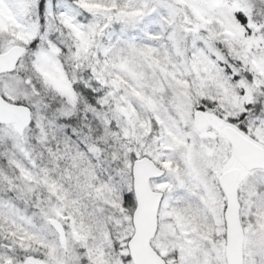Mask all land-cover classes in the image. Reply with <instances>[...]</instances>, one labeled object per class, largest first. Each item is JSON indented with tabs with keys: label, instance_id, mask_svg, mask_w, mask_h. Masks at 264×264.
Wrapping results in <instances>:
<instances>
[{
	"label": "snow or ice",
	"instance_id": "obj_1",
	"mask_svg": "<svg viewBox=\"0 0 264 264\" xmlns=\"http://www.w3.org/2000/svg\"><path fill=\"white\" fill-rule=\"evenodd\" d=\"M0 264H264V0H0Z\"/></svg>",
	"mask_w": 264,
	"mask_h": 264
}]
</instances>
